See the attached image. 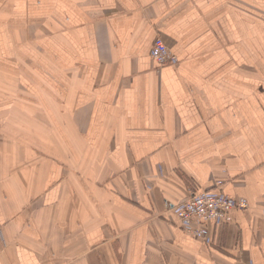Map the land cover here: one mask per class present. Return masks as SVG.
Returning <instances> with one entry per match:
<instances>
[{"label": "crops", "instance_id": "obj_1", "mask_svg": "<svg viewBox=\"0 0 264 264\" xmlns=\"http://www.w3.org/2000/svg\"><path fill=\"white\" fill-rule=\"evenodd\" d=\"M0 264H264V0H0Z\"/></svg>", "mask_w": 264, "mask_h": 264}, {"label": "built area", "instance_id": "obj_2", "mask_svg": "<svg viewBox=\"0 0 264 264\" xmlns=\"http://www.w3.org/2000/svg\"><path fill=\"white\" fill-rule=\"evenodd\" d=\"M152 57L159 66L178 61L177 56L160 36L154 40ZM248 207L249 204L244 199L196 188L186 200L175 207L174 211L185 233L206 240L210 223L216 225L233 223V212L244 211Z\"/></svg>", "mask_w": 264, "mask_h": 264}]
</instances>
